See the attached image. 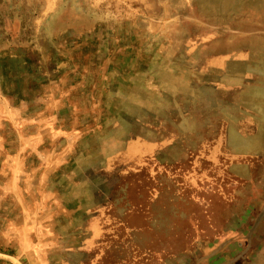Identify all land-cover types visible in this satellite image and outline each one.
<instances>
[{"label": "rangeland", "instance_id": "374dc122", "mask_svg": "<svg viewBox=\"0 0 264 264\" xmlns=\"http://www.w3.org/2000/svg\"><path fill=\"white\" fill-rule=\"evenodd\" d=\"M46 6L0 0V264H264V0Z\"/></svg>", "mask_w": 264, "mask_h": 264}, {"label": "crops", "instance_id": "0c3cea01", "mask_svg": "<svg viewBox=\"0 0 264 264\" xmlns=\"http://www.w3.org/2000/svg\"><path fill=\"white\" fill-rule=\"evenodd\" d=\"M46 1L48 6H46V9H44L43 14L47 18V16L54 11L55 7L57 6L58 0H46ZM260 134L264 136V130H262ZM141 139L133 140L132 143H130L127 152L133 151L136 154V157H140L141 155V157L144 158V157H154L160 153H164L165 151L170 150L169 141L171 138L168 136V133L164 134L161 137H155V138L148 137ZM262 141H264V138H262ZM249 154H253V152H249ZM103 216L104 215H102V211H98V212L96 211L92 216H90V219L87 221V227L85 233H112L108 229L109 225L107 223V220ZM120 232L134 233V231H130V230L126 231V229H122ZM114 233H119V232H114Z\"/></svg>", "mask_w": 264, "mask_h": 264}]
</instances>
